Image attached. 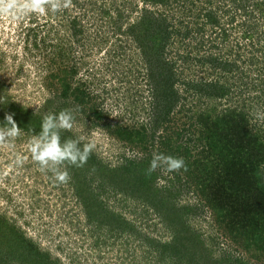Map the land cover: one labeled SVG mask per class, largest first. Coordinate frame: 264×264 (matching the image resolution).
I'll list each match as a JSON object with an SVG mask.
<instances>
[{
  "label": "rangeland",
  "instance_id": "1",
  "mask_svg": "<svg viewBox=\"0 0 264 264\" xmlns=\"http://www.w3.org/2000/svg\"><path fill=\"white\" fill-rule=\"evenodd\" d=\"M215 57L236 67L221 73L204 63ZM209 84L224 86L225 95L217 88L207 94ZM0 97L41 119L58 114L56 106L70 110L73 127L61 132L62 140L94 145L83 167L59 166L70 177L60 182L32 160L28 144L36 134L21 131L0 144V264H26L27 254L10 248L13 232L52 264H226L227 256L234 264H264V250L233 238L197 183L200 163L211 167L216 160L203 118L243 112L264 142V0H46L40 14L0 12ZM120 127L145 142L120 135ZM180 146L193 157L176 154L186 169L146 175L154 155ZM130 162L158 189L179 175L167 194L172 213L141 205L134 201L141 193L107 176L105 167L131 169ZM130 169L121 178L127 184L134 175L139 186L143 172ZM105 209L116 219H107ZM171 244L182 246L172 251Z\"/></svg>",
  "mask_w": 264,
  "mask_h": 264
},
{
  "label": "trees",
  "instance_id": "2",
  "mask_svg": "<svg viewBox=\"0 0 264 264\" xmlns=\"http://www.w3.org/2000/svg\"><path fill=\"white\" fill-rule=\"evenodd\" d=\"M206 16L209 18L210 21H208L210 23L211 21L214 22L215 18L211 16V14H207ZM233 20L234 17L231 18V22H233ZM215 23L218 22L216 21ZM164 31V33L170 34L167 32V28ZM185 35L188 36L189 33ZM224 35H227L225 30L223 36ZM204 63H210L221 73L233 71L231 70L232 67L233 69L236 67L234 62L217 57L207 59ZM214 88H217L219 93L225 95L224 92H226V89L224 86L218 87L213 84H209L206 93L213 94ZM199 91L203 92L205 88H203V90L199 88ZM62 98L64 100L68 99L66 95H63ZM76 98V100L80 101L78 97ZM59 112H61V109L59 106H56L55 113ZM96 113L97 117L100 118V114L98 115V112ZM6 114H13L14 120L21 128V131H26L29 134L39 133L42 119L38 115H33L30 112L28 113L23 107L9 99L4 100L2 97L0 101V123L4 121ZM200 121L210 132L206 139L209 145V156L212 157V155H214L217 160H212L211 167L200 163L202 169L197 175V183L199 184V189L203 193V198L207 201V205L217 214L218 218H220L221 223L226 224V230L233 238L238 237L246 242L254 243L258 246V250H264V179H262L264 173H261L264 165V142L259 135L254 134L249 128V120L243 112L227 110L226 113L219 118L209 116ZM63 134L64 133H61V137L65 135ZM119 134H124L131 139L137 138L138 141L143 140L141 143L145 142L144 137H140L137 133L128 131L126 127H120ZM179 137L182 138L181 134H179ZM166 149H168V146ZM168 151L171 152V156L175 157L177 153L183 151V154L189 161L193 158L190 148L187 146L176 147L173 151ZM129 164L131 169L130 167H123L119 170H108L105 167L108 172L107 176L110 177L113 183L119 185V187L126 185L128 186L127 189L133 188L141 193L140 196L143 197L141 198L142 200H134L141 205L147 204V207L152 208L153 211L161 215L162 212L165 214L172 213L173 207L169 204L167 194L172 193V189H174L173 185L179 180V175L170 180L171 184L168 187L166 186L164 187L165 189H158L154 186V182L150 184L144 181V172L138 169L137 166H134V162H130ZM132 168H135L133 169L134 171H131ZM129 169L132 173H135V175L139 174V171L143 172L139 174L142 176V178L139 177V186H136V178L134 175L133 178H129L134 182H126L127 184H125L124 178H121L128 176L126 173ZM78 171H76V173H78ZM90 171L95 172V169H90ZM81 188L82 187L78 188L82 198L80 201H82L86 208L89 209L88 211H90V204L92 202L85 200L87 195H85L84 190H79ZM146 198L148 199L146 200ZM177 209L179 210V208ZM177 209L176 213L178 214ZM96 212H99V210ZM103 212L108 213L106 209ZM110 214L111 215H109V213L107 214V219H110V217L116 219L115 215L112 213ZM168 217V221H170V219H174L177 216L174 217V214H172ZM120 223L124 226H128L126 228H130L131 231L133 225L131 224L129 227V221L120 219ZM181 224L183 228L189 231L185 222L182 221ZM9 236L11 238L10 242L12 243V241H14V243L10 244V248L12 247L16 249V251H21L22 254H27L26 259L25 255L21 256L26 264H52L50 258L46 254L41 253L35 243L24 238L21 232L19 235L13 232L11 235L9 234ZM2 237L5 239L7 235L4 234ZM189 242L191 243L190 240ZM181 246L182 244H171L168 248L172 251L173 249L178 251ZM203 254H205V251ZM204 260L207 262L208 257ZM224 262L226 264H234V261L232 262V260H229L228 256L224 258ZM212 264H216V262H212ZM235 264L241 263L236 261Z\"/></svg>",
  "mask_w": 264,
  "mask_h": 264
},
{
  "label": "clouds",
  "instance_id": "3",
  "mask_svg": "<svg viewBox=\"0 0 264 264\" xmlns=\"http://www.w3.org/2000/svg\"><path fill=\"white\" fill-rule=\"evenodd\" d=\"M52 10H59L60 4L51 3L48 5ZM46 0H25L18 4L16 0H4L0 3V12L5 14H40L45 12ZM74 116L70 110H63L58 114H48L43 117L40 131L32 136L28 144L32 160L42 171H52L56 179L66 182L70 177L67 171H60L59 166L70 165L77 168L83 167L93 150L94 145L84 144L81 147V139L61 137L63 130L73 127ZM21 135V128L14 120L13 114H6L4 121L0 123V144H11ZM18 158L17 163H22ZM158 168H164L167 172H178L186 169L183 158L171 155L156 154L150 161L146 175H151Z\"/></svg>",
  "mask_w": 264,
  "mask_h": 264
}]
</instances>
